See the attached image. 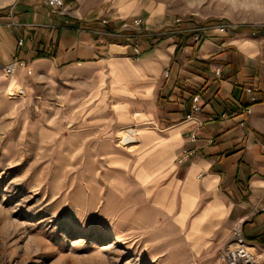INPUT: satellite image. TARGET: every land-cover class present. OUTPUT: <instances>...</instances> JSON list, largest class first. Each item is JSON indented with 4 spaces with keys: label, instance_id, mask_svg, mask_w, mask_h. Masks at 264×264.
<instances>
[{
    "label": "rangeland",
    "instance_id": "374dc122",
    "mask_svg": "<svg viewBox=\"0 0 264 264\" xmlns=\"http://www.w3.org/2000/svg\"><path fill=\"white\" fill-rule=\"evenodd\" d=\"M15 1L0 0V66L11 64L9 73L0 71V264H229L226 256L232 255V247L236 254L248 251L250 264H264V244L247 237L242 221L224 215L213 226L219 210L206 217L210 221L204 224L212 230L193 225L206 199L193 200L191 211L179 219L180 199L174 189L181 170L169 162L174 152L163 143L161 128L136 114L146 104L135 93L137 83L130 80L135 77L98 63L70 76L63 67L49 71L23 58L17 50L23 37L11 35ZM65 1L58 14L66 12ZM91 3L105 16L106 10L123 16L161 7L165 16H179L190 28L226 26L224 31L205 32L193 43L240 24L264 23V0ZM227 14L242 22L231 21ZM111 56L127 58L131 68L140 55L133 59L129 48ZM219 73L215 69L212 76ZM243 91L253 98L249 86ZM221 113L228 116L221 118ZM248 113L247 105L232 111L222 106L210 117H236L243 126Z\"/></svg>",
    "mask_w": 264,
    "mask_h": 264
},
{
    "label": "crops",
    "instance_id": "0c3cea01",
    "mask_svg": "<svg viewBox=\"0 0 264 264\" xmlns=\"http://www.w3.org/2000/svg\"><path fill=\"white\" fill-rule=\"evenodd\" d=\"M244 1L248 0H235ZM64 4L66 12L58 14L35 0L14 2L12 20L16 27L11 35L24 40L23 47L17 48L19 54L49 71L63 67L70 76L98 63L106 69L117 66L121 75L135 77L130 79L137 83L135 93L146 104L136 114H143L161 128L163 143L174 152L169 162L175 161L176 169L181 170L180 184L174 189L180 199L179 219L191 211L193 200L206 199L193 222L198 230H212L227 215L242 221L244 233L256 240L264 233V23H245L223 34L210 33L198 43L180 33L138 39L139 62L128 68V59L112 57L108 45L134 42L124 38L131 32L130 20L139 18L142 31L155 32L173 27L179 16H165L161 7L140 8L123 16L106 10L109 16H105L91 6V0H66ZM227 15L231 21L242 22V18ZM102 18L107 24H100ZM122 23L127 28L121 27ZM111 28L121 37L102 33ZM37 53L44 57H36ZM215 69L220 72L218 77L212 76ZM141 75L145 79L136 78ZM245 86L252 89L253 98L243 91ZM194 93L199 96L196 119L216 117L222 106L232 111L247 105L249 113L243 126L236 117L207 121L192 139L190 132L195 125L183 118L190 111ZM219 210L222 214L214 218L213 226L205 225L206 217Z\"/></svg>",
    "mask_w": 264,
    "mask_h": 264
},
{
    "label": "built area",
    "instance_id": "2783aa9c",
    "mask_svg": "<svg viewBox=\"0 0 264 264\" xmlns=\"http://www.w3.org/2000/svg\"><path fill=\"white\" fill-rule=\"evenodd\" d=\"M38 1L43 3V5H46L51 12H55V13L59 12L60 13L63 10V1L64 0H38ZM104 22H105L104 20H101V23H104ZM140 23H141V21L139 18H132L130 20L129 26H130L131 33L124 36V38H126L127 40H134V42L128 46H122L124 48V50L127 47L131 49L133 59H137L138 55H139V50L137 49V45H136V40L139 38L160 37V36L167 35V33H170V34H172V33H180V34L184 33V35L188 36L191 40L196 42L199 39L200 35L204 34L205 32H209L213 29L218 30V31H224L223 29H224V27H226V26L223 27V25L211 24V25H206V26H197V27L190 28V27H187L184 25L185 22H183V20L181 18H176L174 20V26L173 27H169L166 30H158L155 32H144L139 28ZM182 23H183V26L180 27L179 24H182ZM127 26L128 25L124 24L123 27L127 28ZM228 26H230V25H228ZM95 33H99V32L95 31ZM102 33L107 34L111 37H117L119 35V32L116 30H113V29H111L110 31H104ZM109 45H108V47H109ZM10 66H11V64H8L6 66H0V71L2 73L3 72L9 73L10 69H11ZM214 74L217 75L218 71H215ZM245 91L249 92V89H245ZM18 93L21 94L22 90L19 89ZM190 101H191L190 106H189L190 111H189V113L185 114L183 120L191 121L192 123H194L195 126L191 132V136L193 137V135L195 136V133L198 130L199 126H201L205 121H212L213 118L208 116V117H205L203 120L196 119L195 113L198 109L196 106V103L198 101V96L197 95L192 96ZM241 112H242V110L239 112L238 115H242ZM226 116H228V114H226V113L220 114L221 118L226 117ZM237 251H238L237 254L243 258V261H244L243 263H245V261L251 255V254H249L248 251H246L244 249L241 251H239V250H237Z\"/></svg>",
    "mask_w": 264,
    "mask_h": 264
},
{
    "label": "bare ground",
    "instance_id": "6f19581e",
    "mask_svg": "<svg viewBox=\"0 0 264 264\" xmlns=\"http://www.w3.org/2000/svg\"><path fill=\"white\" fill-rule=\"evenodd\" d=\"M109 46H110L109 48L111 49V52H113V53L121 54L123 52V49H124L122 46L115 45V44H110ZM229 249H230L228 251L229 254L232 253L231 256H229V255L226 256V259L229 260L228 261L229 264H250L249 259H247L245 261V263H243L244 262L243 259L240 260L239 255L236 254V250L233 247L229 248Z\"/></svg>",
    "mask_w": 264,
    "mask_h": 264
},
{
    "label": "trees",
    "instance_id": "16d2710c",
    "mask_svg": "<svg viewBox=\"0 0 264 264\" xmlns=\"http://www.w3.org/2000/svg\"><path fill=\"white\" fill-rule=\"evenodd\" d=\"M149 40H153V38H148ZM159 39H155L154 41L157 42ZM177 50V46L175 47V51ZM36 57H44L43 54L41 53H37ZM264 237V233H262L259 237H257L258 241H260L262 244H264L263 238ZM252 239V238H251ZM256 239V238H255ZM254 240V239H253Z\"/></svg>",
    "mask_w": 264,
    "mask_h": 264
}]
</instances>
